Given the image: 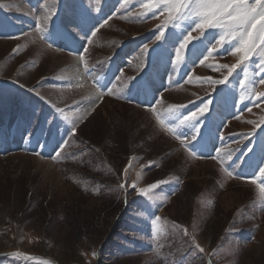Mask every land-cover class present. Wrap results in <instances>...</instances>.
Masks as SVG:
<instances>
[{"label":"rangeland","instance_id":"obj_1","mask_svg":"<svg viewBox=\"0 0 264 264\" xmlns=\"http://www.w3.org/2000/svg\"><path fill=\"white\" fill-rule=\"evenodd\" d=\"M150 2L0 0V264H264V55Z\"/></svg>","mask_w":264,"mask_h":264},{"label":"snow or ice","instance_id":"obj_2","mask_svg":"<svg viewBox=\"0 0 264 264\" xmlns=\"http://www.w3.org/2000/svg\"><path fill=\"white\" fill-rule=\"evenodd\" d=\"M161 3L168 5L171 12L175 14L172 15L170 13V21H181L191 18L192 27L194 30L199 31L202 36L206 29L221 30L218 40H216L215 34L210 33L216 44L223 45L228 42L226 37H231L232 41H236L234 49L236 53L241 54L240 63L234 65L230 69L229 74L235 68L240 67L251 55L257 54L258 48V54L264 55V0H251V2L250 0H159V3H156V0H151L145 7L151 9L153 6L159 7ZM167 26L168 22L166 21L164 27ZM92 34L95 35V33ZM163 35L162 31L160 36ZM160 36L157 39H160ZM191 39V36H188L180 47L183 48L188 40ZM200 42L203 43V41ZM204 50L207 51V45H205ZM215 50V46H213L212 51L214 52ZM200 54L203 55L204 53L201 52ZM259 82L264 83V77ZM215 83L224 84L225 81H215ZM207 107L208 105L205 104L199 110L200 113H203ZM196 115L193 112L191 116L185 117V119L191 120ZM202 154L203 152L201 151ZM257 171L264 177V168L259 167ZM158 184L159 182L150 185L148 188L141 189V194L147 195L152 189L158 187ZM260 192L264 195V187L260 188Z\"/></svg>","mask_w":264,"mask_h":264},{"label":"bare ground","instance_id":"obj_3","mask_svg":"<svg viewBox=\"0 0 264 264\" xmlns=\"http://www.w3.org/2000/svg\"><path fill=\"white\" fill-rule=\"evenodd\" d=\"M65 18L68 19V17H65ZM79 49H80V47H78V51H77V52H79ZM127 51H128L127 48L124 49L123 54L127 53ZM116 66H117V68H119V67H118V64H117ZM117 68H116V69H117ZM167 71H168V68H167ZM74 78H75L74 80H75L76 82H77V81L79 82L80 78L82 79V73L80 72V68H78V69H76V70L74 71ZM159 89H160V87H157L156 90L153 91V93H152V91H149V90H148L147 93H145V104L148 103V102H150V98H151V96H152V100H153V98H154V94L157 93ZM152 100H151V101H152ZM211 145H212V144H210V143L208 144V143H207V147H208V150H209V151H211V147H210Z\"/></svg>","mask_w":264,"mask_h":264}]
</instances>
